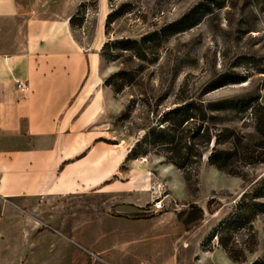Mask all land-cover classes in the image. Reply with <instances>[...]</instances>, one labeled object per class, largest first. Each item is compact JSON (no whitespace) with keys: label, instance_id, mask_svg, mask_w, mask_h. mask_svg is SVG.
<instances>
[{"label":"rangeland","instance_id":"rangeland-1","mask_svg":"<svg viewBox=\"0 0 264 264\" xmlns=\"http://www.w3.org/2000/svg\"><path fill=\"white\" fill-rule=\"evenodd\" d=\"M101 1L100 7L99 0H53V7L61 17L78 11L72 30L83 46L92 43L96 28L102 24L101 49L107 39L106 15L116 9L121 15L110 25L109 39L139 41L148 36L152 43L151 47L147 44L144 62L123 52L124 63H108L98 51V76L79 110L88 123L100 128L102 154L119 152L125 158L134 139L162 112L177 106L178 98L229 99L244 105L252 102L250 108L264 107V0ZM131 67L139 69L135 85L119 95L104 85L110 74ZM130 100L134 102L131 119L115 123ZM222 123L251 149L261 142L249 113L243 118H224ZM224 126H216L215 131ZM111 141L121 147L107 143ZM213 143L214 138L203 151L189 183L180 170L148 151L135 159L123 158L117 176L107 182L116 184L108 186L106 192L86 189L63 201H39L32 208L0 199V244H4L0 264H6L8 251L18 244L19 217L41 214L51 222L41 228L33 224V234L62 232L75 238V245L68 244L69 252L75 250L74 259H68L66 246H59V259L50 264H258L264 259L261 217L253 222L252 253L247 251L243 232L235 237L244 251L243 262L231 261L215 235L241 194L264 175V164L240 167L241 176L227 175L206 161ZM229 147L225 144L219 149ZM131 177L134 182L127 184ZM146 189L148 192H144ZM158 198L165 209L152 213V202ZM83 238L106 245V251L102 255L83 251L77 247ZM36 247L34 243L29 246L30 255ZM44 253L45 249L39 251L42 256ZM30 264H41V260Z\"/></svg>","mask_w":264,"mask_h":264},{"label":"crops","instance_id":"crops-1","mask_svg":"<svg viewBox=\"0 0 264 264\" xmlns=\"http://www.w3.org/2000/svg\"><path fill=\"white\" fill-rule=\"evenodd\" d=\"M70 17L59 16L53 0H0V199L5 202L32 208L45 199L63 201L86 189L106 192L116 184L107 182L117 176L124 155L102 154L100 128L79 110L98 76L102 24L92 43L83 46ZM17 82L29 92H20ZM133 182L134 177L126 181ZM47 222L43 214L19 217L18 244L5 263L30 264L40 258L41 264H50L59 259V246L69 252L68 244L75 245L72 234H33V224L41 228ZM32 243L37 247L30 255ZM77 247L95 255L106 251V245L84 238ZM74 255L71 249L67 257L73 260Z\"/></svg>","mask_w":264,"mask_h":264},{"label":"trees","instance_id":"trees-1","mask_svg":"<svg viewBox=\"0 0 264 264\" xmlns=\"http://www.w3.org/2000/svg\"><path fill=\"white\" fill-rule=\"evenodd\" d=\"M111 2V0H108ZM121 15L119 9L111 10L105 18L104 35L106 41L99 51L102 60L108 63H124L123 52H128L131 59L139 62L146 60L149 43L148 36L140 37L139 41L130 38L109 39L110 25ZM76 14L69 18L72 28ZM139 69L131 67L120 69L108 76L104 85L109 87L115 95H119L126 87L136 84V72ZM177 106L162 112L155 123L147 126L146 131L128 148L124 158H137L144 156L148 151L163 158L166 163L180 170L184 179L189 183L194 168L200 164L203 151H205L214 138L213 147L207 156V163L230 176H241L240 167H252L264 164V107L251 103L244 105L238 100H204L201 97L178 98ZM134 107L132 100L128 101L115 119V123H125L131 119ZM249 110V112H248ZM249 113L254 121V131L261 139L253 149L243 145L241 138L224 126V118H243ZM157 114V112H156ZM224 116V117H223ZM133 126L134 123L132 122ZM224 126L215 131L216 126ZM212 130V131H211ZM116 145L117 142H107ZM229 144L228 149H219ZM211 202L208 203V206ZM199 212L202 215V210ZM264 221V175L253 183L249 191L241 194L239 200L232 208L229 217L224 218L218 225L216 237L218 244L233 262L245 261L244 251L237 245L235 237L243 232L248 244L247 251L252 253L255 246V232L253 222L257 218ZM258 264H264V259Z\"/></svg>","mask_w":264,"mask_h":264},{"label":"built area","instance_id":"built-area-1","mask_svg":"<svg viewBox=\"0 0 264 264\" xmlns=\"http://www.w3.org/2000/svg\"><path fill=\"white\" fill-rule=\"evenodd\" d=\"M17 89L22 92V93H27L29 92V87L27 85H24L20 82H17ZM165 209V204L163 203L162 200H160L159 198L156 199L155 201L152 202V206H151V211L152 213H159L164 211Z\"/></svg>","mask_w":264,"mask_h":264},{"label":"bare ground","instance_id":"bare-ground-1","mask_svg":"<svg viewBox=\"0 0 264 264\" xmlns=\"http://www.w3.org/2000/svg\"><path fill=\"white\" fill-rule=\"evenodd\" d=\"M145 191L148 192V189H146Z\"/></svg>","mask_w":264,"mask_h":264}]
</instances>
